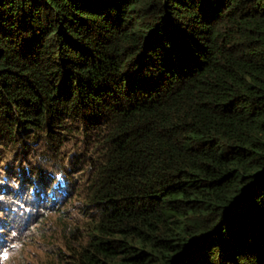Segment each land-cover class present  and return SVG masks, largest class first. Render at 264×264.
I'll use <instances>...</instances> for the list:
<instances>
[{"label": "trees", "instance_id": "trees-1", "mask_svg": "<svg viewBox=\"0 0 264 264\" xmlns=\"http://www.w3.org/2000/svg\"><path fill=\"white\" fill-rule=\"evenodd\" d=\"M0 180L4 264H264V0H0Z\"/></svg>", "mask_w": 264, "mask_h": 264}, {"label": "rangeland", "instance_id": "rangeland-1", "mask_svg": "<svg viewBox=\"0 0 264 264\" xmlns=\"http://www.w3.org/2000/svg\"><path fill=\"white\" fill-rule=\"evenodd\" d=\"M0 184H3L1 186L7 187L9 189L8 191L15 189L17 186L14 182H7L0 180ZM26 183L23 184V188L26 189ZM25 192L24 190H22ZM17 195L14 193L10 197H6V195L3 193H0V231L4 233V235L9 236V239H14L16 236V229L17 226L20 224L19 221L21 218L19 215L14 211V207L11 205V200H16ZM31 197H29V200ZM82 201L75 199L72 197L66 205L61 204L58 208V212L56 214H52V221L55 223L57 232L56 235L61 237L63 234V227L65 226L66 222L72 224L73 226L76 225L77 222H80L82 219V214L80 210L82 209ZM38 206V205H37ZM61 210V211H59ZM69 210V211H68ZM42 214V212L37 211V207L35 210L29 212L26 217L24 218V230L26 236L33 231L32 228L36 226L37 220L39 216ZM61 218V219H60ZM17 224V226H16ZM18 234V233H17ZM49 236H53L52 233H49ZM39 240H41L39 238ZM17 244L19 241H15ZM29 243L26 245V247H20V245H17L13 248L14 251H11L12 253L15 252L14 261L15 258L17 261H22V264H42L45 257L49 255V253L56 248L58 245V241H54L53 244L55 246H46L41 245L37 241H28ZM6 246V244L3 245V247L0 249V263L2 261V252L3 248ZM22 248V249H21ZM15 264V262L13 263Z\"/></svg>", "mask_w": 264, "mask_h": 264}, {"label": "clouds", "instance_id": "clouds-1", "mask_svg": "<svg viewBox=\"0 0 264 264\" xmlns=\"http://www.w3.org/2000/svg\"><path fill=\"white\" fill-rule=\"evenodd\" d=\"M7 190V187H6ZM4 191V190H3ZM23 193H21L16 200H14V211L19 215V217L21 218V220L19 221V223H24V218L26 217V215L35 210L36 209V205L33 206H28L25 202H30L33 201L34 199L31 197L29 200V197H23L22 196ZM17 226V224H16ZM7 247L3 248V252H2V261L0 264H4V262L7 260V258L10 256V251L8 249H6Z\"/></svg>", "mask_w": 264, "mask_h": 264}]
</instances>
